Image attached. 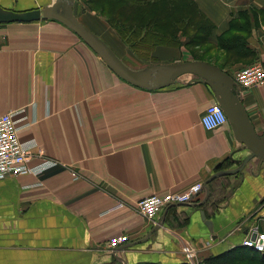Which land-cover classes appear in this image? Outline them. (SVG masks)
Returning a JSON list of instances; mask_svg holds the SVG:
<instances>
[{"label": "crops", "instance_id": "1", "mask_svg": "<svg viewBox=\"0 0 264 264\" xmlns=\"http://www.w3.org/2000/svg\"><path fill=\"white\" fill-rule=\"evenodd\" d=\"M195 1L215 24L213 40L241 7V0ZM250 1L264 8V0ZM51 3L0 0L17 11ZM78 17L127 63L102 21L90 13L85 21ZM249 47L264 65V42L253 35ZM166 53L159 50L154 58ZM188 81L138 88L60 22L0 25V117L13 114L29 167L56 164L0 181V264H178L185 261L183 241L196 242L207 259L242 246L255 231L264 234V166L258 159L239 175L213 181L217 197L201 208L173 207L155 222L135 210L153 194L205 184L249 155L239 152L229 125L204 128L201 118L214 97L205 84ZM242 100L264 134V87ZM204 198L205 191L198 202ZM124 234L127 247L109 253L110 239ZM210 239L215 248L207 246Z\"/></svg>", "mask_w": 264, "mask_h": 264}, {"label": "rangeland", "instance_id": "2", "mask_svg": "<svg viewBox=\"0 0 264 264\" xmlns=\"http://www.w3.org/2000/svg\"><path fill=\"white\" fill-rule=\"evenodd\" d=\"M166 3L168 7L162 10L159 6L163 3L140 6L121 0H80L79 16L81 20L85 21V14L90 13L102 21L123 46L122 48L127 54L124 59L134 69L157 64L203 61L220 67L230 76H234L236 72L245 67L256 64L263 65L256 54L243 56L219 48L217 46L219 36L213 40V32L209 42L201 40L204 38L202 28H206L207 22L193 3L170 0ZM198 6L203 11L199 4ZM240 6L237 14L240 11L250 13L249 21L252 24V32L246 35L248 44L253 35L264 42V8L253 5L250 0H241ZM182 20H185L183 24ZM117 29L122 30L123 33ZM131 35H133V39L141 41L140 46L134 45V40L129 41ZM159 50L169 53H166L165 59L154 58L157 57L156 54ZM190 79H192V75H184L178 84L187 83ZM251 91H246V93ZM212 215L215 214L212 213ZM207 246L215 248L217 242L210 239ZM188 248L196 256L194 264H206L203 255H201V247L196 242L183 241L182 250Z\"/></svg>", "mask_w": 264, "mask_h": 264}, {"label": "water", "instance_id": "3", "mask_svg": "<svg viewBox=\"0 0 264 264\" xmlns=\"http://www.w3.org/2000/svg\"><path fill=\"white\" fill-rule=\"evenodd\" d=\"M79 5V0H52V3L44 8L26 11H17L0 6V25L41 21L60 22L74 31L85 44L97 53L115 75L133 86L145 90L154 91L168 88L178 84L184 75H192L195 82L209 87L214 100L225 112L234 137L242 146L239 148V152L243 150L249 152V155L237 168L219 171L205 183V198L201 202L175 205L167 208L166 212L173 207L201 208L210 199V184L213 181L239 175L254 159H258L261 165L264 164V134L259 135L256 131L232 76L220 67L203 61L157 64L142 69H134L125 63L99 35L79 21ZM201 215L206 219L204 211L201 212ZM161 224L164 225V220ZM157 230L158 228H153L149 237L142 242L149 240L150 236ZM119 261L124 263V260L119 259Z\"/></svg>", "mask_w": 264, "mask_h": 264}, {"label": "built area", "instance_id": "4", "mask_svg": "<svg viewBox=\"0 0 264 264\" xmlns=\"http://www.w3.org/2000/svg\"><path fill=\"white\" fill-rule=\"evenodd\" d=\"M232 77L242 98V95L246 94V91L264 87V66L262 64H256L245 67L236 72ZM201 123L207 131H215L229 125V120L220 105L213 100V102L207 106L201 118ZM29 157L30 152L28 148L19 140L18 128L14 121L13 114L1 116L0 181L28 174L37 175L46 168L56 165L55 162H46L38 168H31L28 166ZM204 191L205 184L199 182L193 184L185 192L153 194L138 202L135 206V210L147 221L155 222L158 216L169 207L198 203ZM129 241L130 238L127 234L114 236L110 239L108 244L109 253L116 252L118 249L128 244ZM242 246L264 254V234L255 231L254 237L244 240ZM182 253L189 264H194L196 256L193 251L188 248L182 250Z\"/></svg>", "mask_w": 264, "mask_h": 264}, {"label": "trees", "instance_id": "5", "mask_svg": "<svg viewBox=\"0 0 264 264\" xmlns=\"http://www.w3.org/2000/svg\"><path fill=\"white\" fill-rule=\"evenodd\" d=\"M80 1V0H79ZM125 1L130 4L140 5V6H152L155 4H160L159 8H162L164 10L168 5L166 6V1L168 0H121ZM175 2H184L189 1L193 3L196 8L198 9L199 13L205 18L206 28H202L203 30V39L206 42H209L210 36L212 35V32L215 29V24L209 19V17L199 8L197 2L195 0H170ZM166 3V4H165ZM170 3V2H169ZM80 6V5H79ZM173 6V5H171ZM250 13L247 11H240L238 14H236L229 22V28L226 30L223 34H221L218 37L217 46L227 52L235 53V54H241L243 56H249L253 55L254 52L249 47L248 44V38L247 34H251L252 32V24L249 21ZM182 24L185 22V20H182ZM240 21H243L242 23H239ZM111 27H113L112 24L109 23ZM119 30V29H117ZM121 33H123L122 30H119ZM133 35H131L129 41L134 40V45L137 47L140 46L141 41L133 39ZM109 45V44H108ZM110 46V45H109ZM111 47V46H110ZM224 167V164L222 166ZM219 167V168H220ZM227 179V177H224ZM220 193V192H217ZM224 192H221L219 197L222 198ZM216 192H211V196L209 199L208 204L212 203L214 201V198H216ZM220 200V199H219ZM217 203V201L215 202ZM206 264H264V254L258 253L256 251H253L252 249L238 246L231 250L225 251L221 254L211 256L207 259H205ZM178 264H189L186 260L184 262L178 263Z\"/></svg>", "mask_w": 264, "mask_h": 264}, {"label": "bare ground", "instance_id": "6", "mask_svg": "<svg viewBox=\"0 0 264 264\" xmlns=\"http://www.w3.org/2000/svg\"><path fill=\"white\" fill-rule=\"evenodd\" d=\"M78 19H79V17H78ZM119 56V55H118ZM260 135V134H259ZM246 152H247V154H249V152L247 151V150H245ZM262 166H264V164H262ZM244 242V241H243Z\"/></svg>", "mask_w": 264, "mask_h": 264}, {"label": "flooded vegetation", "instance_id": "7", "mask_svg": "<svg viewBox=\"0 0 264 264\" xmlns=\"http://www.w3.org/2000/svg\"><path fill=\"white\" fill-rule=\"evenodd\" d=\"M263 135V134H262Z\"/></svg>", "mask_w": 264, "mask_h": 264}]
</instances>
